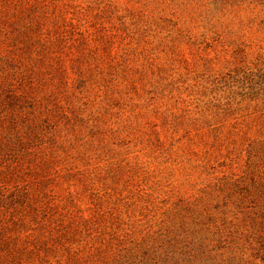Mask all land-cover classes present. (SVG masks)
<instances>
[{
  "label": "rangeland",
  "instance_id": "1",
  "mask_svg": "<svg viewBox=\"0 0 264 264\" xmlns=\"http://www.w3.org/2000/svg\"><path fill=\"white\" fill-rule=\"evenodd\" d=\"M0 264H264V0H0Z\"/></svg>",
  "mask_w": 264,
  "mask_h": 264
}]
</instances>
